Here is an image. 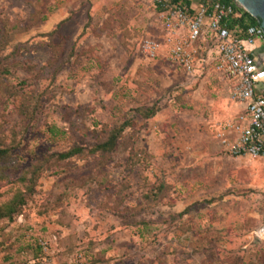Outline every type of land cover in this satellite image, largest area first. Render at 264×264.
Returning <instances> with one entry per match:
<instances>
[{
    "label": "rangeland",
    "instance_id": "1",
    "mask_svg": "<svg viewBox=\"0 0 264 264\" xmlns=\"http://www.w3.org/2000/svg\"><path fill=\"white\" fill-rule=\"evenodd\" d=\"M163 34L156 0H0V206L26 199L0 264H264V159L218 135L240 103L214 64L149 57ZM131 119L112 152L60 157Z\"/></svg>",
    "mask_w": 264,
    "mask_h": 264
},
{
    "label": "built area",
    "instance_id": "2",
    "mask_svg": "<svg viewBox=\"0 0 264 264\" xmlns=\"http://www.w3.org/2000/svg\"><path fill=\"white\" fill-rule=\"evenodd\" d=\"M156 6L163 21V40L144 39L143 51L151 58L165 51L170 62L191 74L213 64L223 72L230 82L232 99L246 108L237 119L219 127L222 144L232 156L264 159V29L261 23L240 25L236 21L246 20L247 10L241 4L236 7L222 0H192L190 5L156 0ZM249 238L264 243V217Z\"/></svg>",
    "mask_w": 264,
    "mask_h": 264
},
{
    "label": "trees",
    "instance_id": "3",
    "mask_svg": "<svg viewBox=\"0 0 264 264\" xmlns=\"http://www.w3.org/2000/svg\"><path fill=\"white\" fill-rule=\"evenodd\" d=\"M173 2H182L186 5H190L192 0H171ZM226 3L229 4H234L236 7L239 6L236 0H222ZM246 14V20L238 19L236 22L239 23L240 25H253L259 23L258 19L253 17L249 12H245ZM202 54V53H201ZM205 54V53H204ZM160 107L158 104H154L150 107H141L138 109V111L147 118L153 117L156 115V113L159 111ZM133 123V120H128L127 122L122 123L120 126H116L113 128L110 133L108 138L101 143H97L93 145L90 149H86L85 147L82 146H76L69 151L60 154V157L63 159H69L71 157L81 155L84 152H89L91 154H107L112 152L116 146L118 145V140L122 137V134L124 130L126 129L127 126L131 125ZM10 149H0V155L5 156L9 153ZM38 170H34L32 173L31 177H28V175H25L28 178L29 185L34 187V183H37V178H38ZM26 177H24L26 179ZM164 187L160 186L158 189L152 191V194H155L157 198L160 197L161 192L163 191ZM26 202L25 199V193L22 190L17 191L14 196L3 206H0V222L4 218H10L12 219L16 214H18L24 203ZM263 223V219L260 221V223L253 229H257L260 227V225ZM252 230V231H253Z\"/></svg>",
    "mask_w": 264,
    "mask_h": 264
},
{
    "label": "water",
    "instance_id": "4",
    "mask_svg": "<svg viewBox=\"0 0 264 264\" xmlns=\"http://www.w3.org/2000/svg\"><path fill=\"white\" fill-rule=\"evenodd\" d=\"M258 21L264 29V0H236Z\"/></svg>",
    "mask_w": 264,
    "mask_h": 264
},
{
    "label": "crops",
    "instance_id": "5",
    "mask_svg": "<svg viewBox=\"0 0 264 264\" xmlns=\"http://www.w3.org/2000/svg\"><path fill=\"white\" fill-rule=\"evenodd\" d=\"M228 82H229V81H228ZM229 84H230V82H229ZM238 106H239L238 114L241 113V112H243V111L245 110V108H246V105H244V104H240V105H238Z\"/></svg>",
    "mask_w": 264,
    "mask_h": 264
}]
</instances>
